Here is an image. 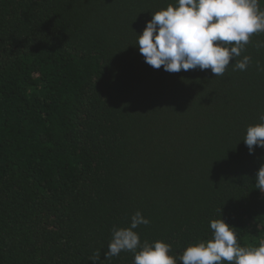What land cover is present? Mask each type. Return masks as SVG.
<instances>
[{"label": "trees", "instance_id": "trees-1", "mask_svg": "<svg viewBox=\"0 0 264 264\" xmlns=\"http://www.w3.org/2000/svg\"><path fill=\"white\" fill-rule=\"evenodd\" d=\"M175 4L0 0V264H133L105 253L137 211L141 244L177 264L214 219L264 240V148L243 141L264 114V32L244 71L155 69L137 35Z\"/></svg>", "mask_w": 264, "mask_h": 264}, {"label": "clouds", "instance_id": "clouds-1", "mask_svg": "<svg viewBox=\"0 0 264 264\" xmlns=\"http://www.w3.org/2000/svg\"><path fill=\"white\" fill-rule=\"evenodd\" d=\"M264 0H176L175 6L152 14L136 45L145 62L155 69L178 73L199 68L223 76L231 64L244 71L252 58L241 53L253 34L264 32ZM257 48H264V41ZM230 61H234L230 63ZM257 69L264 65L257 62ZM261 123L250 125L243 139L249 150L264 148V114ZM256 188L264 192V165L256 173ZM150 221L137 211L128 228H113L106 258L131 251L133 264H177L169 255L171 246L163 241L140 242L134 229ZM212 237L190 244L179 256L182 264H264V240L258 246H241L233 226L222 218L210 221ZM139 249V251H137ZM93 264L97 258H92Z\"/></svg>", "mask_w": 264, "mask_h": 264}]
</instances>
